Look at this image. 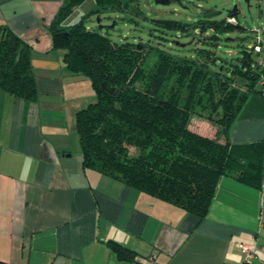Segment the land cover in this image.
Returning a JSON list of instances; mask_svg holds the SVG:
<instances>
[{
	"label": "crops",
	"instance_id": "1",
	"mask_svg": "<svg viewBox=\"0 0 264 264\" xmlns=\"http://www.w3.org/2000/svg\"><path fill=\"white\" fill-rule=\"evenodd\" d=\"M126 2L128 0H121ZM65 0H0V24L30 46L35 100L0 88V261L8 264H237L256 241L264 264V184L220 177L200 222L179 206L82 166L75 113L94 100L67 69L49 25ZM94 5L85 0L65 23ZM134 5V6H133ZM138 8L137 2L129 7ZM190 128L200 134L197 128ZM264 141V97L250 94L229 142ZM109 241L134 250L119 260Z\"/></svg>",
	"mask_w": 264,
	"mask_h": 264
},
{
	"label": "trees",
	"instance_id": "2",
	"mask_svg": "<svg viewBox=\"0 0 264 264\" xmlns=\"http://www.w3.org/2000/svg\"><path fill=\"white\" fill-rule=\"evenodd\" d=\"M84 1L65 0L49 25L52 46L62 51L64 65L86 77L96 96L75 113L83 169L179 206L197 222L206 216L220 177L260 188L264 141L233 145L229 133L248 96L264 97L259 85L264 69L251 46L256 40L264 43L261 35L248 31L251 41L243 40L233 62L214 51L223 31L246 30L238 26L232 10L221 21L203 15L193 25L163 20L170 29L195 28L196 42L203 47L190 58L156 47V59L148 67L149 44L112 41L109 31L102 30L107 25L98 29L84 25L86 17L125 11L138 0H93L91 9L65 23ZM0 88L31 101L37 97L30 46L4 24H0ZM196 111L206 112L207 120L216 125L214 136L190 128ZM130 146L138 149L137 154L129 153ZM108 243L119 260L135 261L137 253L131 248Z\"/></svg>",
	"mask_w": 264,
	"mask_h": 264
},
{
	"label": "rangeland",
	"instance_id": "3",
	"mask_svg": "<svg viewBox=\"0 0 264 264\" xmlns=\"http://www.w3.org/2000/svg\"><path fill=\"white\" fill-rule=\"evenodd\" d=\"M167 3H155V0H138V8L131 6L125 11H106L98 15L86 17L84 25L89 29H98L100 25H107V28H102L103 32L109 31L108 36L112 41L116 42H133L139 44H149L152 49L146 53V65L152 66L156 59L154 48H159L165 52L172 54L175 57H195L197 50L203 45L197 43L199 38L195 34L194 29L187 31H178L163 26L164 22L179 21L183 25H193L198 21L203 14L208 12L220 13L213 16L212 19L221 21L230 15V11L234 5H237V12L234 17L238 26L246 30L229 29L223 31L220 35L214 51L217 55L235 62L239 55L241 43L250 42L251 39L246 37L247 32L256 30L261 35L264 41V0H169ZM100 20L97 21V18ZM131 18L130 20H123ZM154 20H160L157 23ZM77 19H74L75 22ZM155 28V29H153ZM155 35H154V34ZM156 35L162 38H157ZM194 37V40L189 42ZM179 44H186L181 47ZM91 87V86H90ZM92 89V88H91ZM96 96L94 97L95 100ZM93 100V101H94ZM206 112L196 111L191 117V127H195L200 131L208 134L216 131V125L207 120ZM215 134V132H214ZM138 149L130 146L129 153L137 154Z\"/></svg>",
	"mask_w": 264,
	"mask_h": 264
},
{
	"label": "built area",
	"instance_id": "4",
	"mask_svg": "<svg viewBox=\"0 0 264 264\" xmlns=\"http://www.w3.org/2000/svg\"><path fill=\"white\" fill-rule=\"evenodd\" d=\"M229 22L235 23V19L230 17L228 19ZM253 50L258 54V64L264 69V43H261L260 40H256L251 45ZM260 89L262 95H264V73H262L261 79L259 81ZM236 246L239 248L241 252V259L237 264H253V261L256 257V252L258 249V245L256 241L252 242H243L237 241Z\"/></svg>",
	"mask_w": 264,
	"mask_h": 264
},
{
	"label": "water",
	"instance_id": "5",
	"mask_svg": "<svg viewBox=\"0 0 264 264\" xmlns=\"http://www.w3.org/2000/svg\"><path fill=\"white\" fill-rule=\"evenodd\" d=\"M244 1L248 2L249 0H244ZM165 2L169 3L171 1H169V0H155V3H165ZM236 12H237V5H234L233 9H232V14H236ZM219 13H220L219 11H217V12H208L206 14H203V16L209 18V17L215 16V15H217ZM97 21H99V18H97ZM102 26L103 25H100L99 28H102Z\"/></svg>",
	"mask_w": 264,
	"mask_h": 264
}]
</instances>
